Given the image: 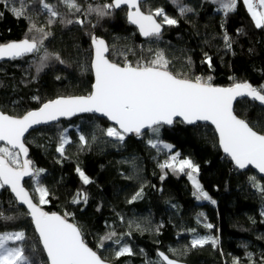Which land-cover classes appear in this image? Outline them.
<instances>
[{"label": "trees", "instance_id": "1", "mask_svg": "<svg viewBox=\"0 0 264 264\" xmlns=\"http://www.w3.org/2000/svg\"><path fill=\"white\" fill-rule=\"evenodd\" d=\"M111 1L74 0L80 8L76 11L64 0H43L58 13L52 17L40 0L7 4L0 0V42L24 38L31 24L50 33L39 53L0 63V109L20 116L59 96L88 95L93 82L92 34L105 39L108 58L114 62L122 64L123 53L132 63L150 60L163 50L169 70L181 78L211 77L213 86L264 85V28L255 27L242 0L230 13L223 12L215 0H182L194 10L185 15L179 14L174 0H146L143 11L162 8L179 21L164 25L158 39H142L128 23L126 8L103 18L87 11L89 6ZM11 7H24L28 18H17ZM225 33L232 41L230 50L224 45ZM44 50L59 60L50 58L37 72ZM205 53L212 58L211 67ZM234 112L264 134V108L241 99ZM109 126L103 118L84 114L39 127L25 137L28 159L35 168L45 170L40 180L49 192L48 203L42 205L46 212L70 214L68 219L82 230L93 250L102 237L114 233L98 253L112 264H148L159 260L158 250L187 264H233L234 258L250 264L248 254L252 264H264V193L253 185L252 177L259 185H264V178L251 169L238 171L223 154L210 126L175 121L171 126L161 125L158 135L148 130L140 136L126 135L122 142L106 136ZM62 133L69 141L63 155L56 150ZM81 134L88 140L85 146L79 141ZM149 140L160 143L152 147ZM162 143L197 166L199 185L211 199L194 195L187 169L182 173L160 167L163 160L171 161V151ZM77 167L89 177V184L83 183ZM34 180L24 182L29 191ZM141 190V197L133 201ZM30 193L37 202L36 192ZM77 193L85 194L87 202L73 203ZM0 212L15 217L0 220V232L24 231L25 254L34 264H47L26 211L6 188L0 189ZM209 223L212 229L205 227ZM207 235L218 237V244L191 247L194 237ZM116 239L128 244L133 254L116 258Z\"/></svg>", "mask_w": 264, "mask_h": 264}, {"label": "snow or ice", "instance_id": "2", "mask_svg": "<svg viewBox=\"0 0 264 264\" xmlns=\"http://www.w3.org/2000/svg\"><path fill=\"white\" fill-rule=\"evenodd\" d=\"M4 2L15 3L17 0H4ZM40 2L51 12L52 17L58 15L49 4L44 3L43 0ZM64 2L71 9L80 11L74 0H64ZM174 2L179 5L180 15L194 11L184 5L182 0H174ZM215 2L220 5L223 12L230 13L235 11L238 0H215ZM242 2L251 14L255 27L264 28V10H258L264 9V0H258L257 3L253 0H242ZM144 3L145 0H112L111 3L89 6L87 11L103 18L111 15L113 10L127 6V21L137 26L139 33L148 38L158 39L164 25L178 24L179 21L169 17L162 8L142 11L141 5ZM10 11L17 18H28L24 7H11ZM158 17L162 18L160 22L157 21ZM76 22L84 23L83 20ZM49 35L50 33L43 28H37L35 24H31L28 34L18 42H0V58L16 59L39 53L44 48V40ZM223 41L225 48L230 50L232 41L227 33L224 34ZM91 43L94 48L91 68L94 70L95 82L90 94L59 96L43 102L38 109L29 110L20 116L6 114L0 109V142H4V146H0V189L9 186L15 194V199L27 206L26 214L31 217L35 225L39 241L47 255L48 264H108V260L98 253L99 249L104 248L105 241L113 239L114 233L102 237L97 250H93L86 244L82 230L75 223L69 222L70 214L60 215L43 210L42 205L48 203L49 195L48 189L40 180L45 170L35 168L33 161L27 158L28 148L24 141L25 134L34 125L56 121L60 117H71L77 113H100L117 126L108 127L106 136L122 142L127 134L135 133L140 136L144 130H151L153 134L158 135L161 125H172L177 117L183 118V122L188 124L210 121L219 134V144L223 151L235 161L239 168L255 165L260 173H264V134L254 130V126H250L244 119L238 118L232 107L233 101L240 96H248L264 106V85L254 87L250 82H241L234 83L231 87H216L211 83V77L205 79L197 75L194 78H181L179 74L169 70L170 62L165 58L163 50H157L153 59L141 58L135 63L130 62L126 53H123L121 64L108 59L106 54L109 53V47L103 38L92 34ZM151 51L150 49L149 52ZM50 58L59 60L58 55L52 56L44 50L43 56L39 57L37 72L46 66ZM211 61L212 58L205 53V62L209 67H211ZM92 139L94 140L95 136ZM79 141L82 146L88 143L83 134L79 136ZM67 143L69 141L62 133L57 152L63 155ZM148 143L152 147H157L160 142L157 140L154 143L149 140ZM171 147L164 144V148ZM178 156L179 153L171 156L172 162H166L160 167L182 173L190 169L186 174L196 188L194 195L198 199H211L195 179L194 173L198 171L197 166L191 160L183 159L178 161L177 167L175 162ZM76 171L85 185L90 183L89 177L79 167ZM26 176L36 180L35 191L39 193L38 203L33 202V198L21 183ZM252 181L253 185L259 187L264 193V185H259L255 177H252ZM141 195L142 190L137 192L132 200L140 198ZM81 201L86 203L87 196L77 193L72 202L80 203ZM212 202L215 203V201ZM12 219L15 217L4 216L0 212V220ZM205 227L212 229L214 226L209 223L205 224ZM137 229L140 230L139 225ZM25 239V233L22 230L0 232V264H34L31 256L25 254L26 249L23 245ZM9 241L14 244L20 243L17 246H9ZM218 242V237L211 235L196 236L191 241V247L209 243L216 246ZM114 243L118 246V250L114 252L116 258L133 254L132 248L122 243L121 239H116ZM31 250L35 251L34 246ZM158 255L161 259L148 261V264H163L164 261L167 264H178L176 260L169 259L164 252ZM248 258L252 264L251 254H248ZM233 264H240L239 259L234 258Z\"/></svg>", "mask_w": 264, "mask_h": 264}, {"label": "water", "instance_id": "3", "mask_svg": "<svg viewBox=\"0 0 264 264\" xmlns=\"http://www.w3.org/2000/svg\"><path fill=\"white\" fill-rule=\"evenodd\" d=\"M146 1V0H145ZM112 2V1H111ZM121 8H126V10L128 11V8H127V6H121ZM120 8V9H121ZM115 10H119V9H115ZM141 10H142V8H141ZM143 11V10H142ZM157 21L158 22H160V20L157 18ZM129 23V22H128ZM130 24V23H129ZM131 26H133V27H135V29L137 30V32H138V34H139V36L142 38V39H146V38H148V37H144V36H142L140 33H139V30H138V28H137V26H135V25H132V24H130ZM163 29H164V26L162 27V30H161V33L163 32ZM104 39V38H103ZM105 40V39H104ZM13 41H19V40H13ZM13 41H9V42H13ZM92 44V43H91ZM107 44V43H106ZM92 48H93V46H92ZM29 55H31V54H28V55H25V56H29ZM107 55V57H108V53L106 54ZM25 56H23V57H25ZM22 57H20V58H16V59H10V58H7V57H5V58H0V63L1 62H4V61H11V60H18V59H21ZM93 58H94V48H93V51H92V59H91V63H92V60H93ZM109 59V58H108ZM110 60V59H109ZM91 71H92V75H93V82H92V85L94 84V82H95V75H94V70H92V68H91ZM216 87H231V86H216ZM93 89H92V87H91V91H92ZM91 93V92H90ZM89 93V94H90ZM77 96V95H76ZM241 99H248V100H250V101H252V102H255L257 105H259L260 107H262V108H264V106H262L258 101H254V100H252L250 97H248V96H240V97H237L234 101H233V105H232V107H233V111H234V105H235V103L238 101V100H241ZM39 108V107H38ZM38 108H36V109H38ZM36 109H33V110H36ZM7 114V113H6ZM25 114V113H24ZM84 114H90V115H94V116H96V117H99V118H103V119H105V120H107L108 121V123L110 124V125H112V126H114V127H117L115 124H114V122H112V121H110L107 117H105V116H103V114H100V113H77L76 115H73V116H71V117H60L59 119H57L56 121H50V122H47V123H42V124H39V125H34L31 129H29V131L25 134V137L31 132V131H33V130H35V129H37V128H39V127H42V126H48V125H50V124H55V123H57V122H59L60 120H69V119H71V118H73V117H76V116H80V115H84ZM234 114H235V112H234ZM236 115V114H235ZM237 116V115H236ZM238 118H240L239 116H237ZM240 119H242V118H240ZM175 121H180V122H182V123H184V124H186V125H194V124H205V125H208V126H210L213 130H214V132H215V134H216V137H217V141H218V145H219V147H220V149L222 150V152H223V154L226 156V157H228L229 159H230V161L234 164V166H235V168L238 170V171H245V170H247V169H251L254 173H256L259 177H261V178H264V173H260L259 172V169H257L256 167H255V165H246V167L245 168H243V169H241V168H239L236 164H235V161L234 160H232V158L228 155V154H226L224 151H223V148H222V146H220V144H219V134H218V132L216 131V129H215V126L213 125V124H211V122L210 121H207V122H205V121H198V122H196V123H194V124H188V123H186V122H183V118H180V117H177V118H175V120H174V122ZM163 126H171V125H163ZM146 131H148V130H144V131H142V133H144V132H146ZM131 134H135V133H129V134H127V135H131ZM25 137H24V139H25ZM0 145H4V142H0ZM27 147V146H26ZM28 158V157H27ZM32 177H24L23 178V180L21 181V183H22V185H23V187L29 192V194H30V196L32 197V195H31V193H30V191H29V189L24 185V182L26 181V180H29V179H31ZM4 188H6L9 192H10V194L13 196V198H14V200L16 201V203H17V205L18 206H21L26 212H27V206L26 205H22V204H20L16 199H15V194L11 191V189H10V187L9 186H5ZM33 198V197H32ZM33 202L34 203H38V202H36L35 200H34V198H33ZM44 210V209H43ZM45 211V210H44ZM49 213H52V212H49ZM55 213H57V212H55ZM57 214H59V213H57ZM61 215V214H60ZM28 218L30 219V221H31V224H32V227H33V229H34V231H35V233H36V236H37V238H38V240H39V235H38V233L36 232V230H35V225H34V223H33V221H32V219H31V217L28 215ZM69 222H71L70 220H69ZM71 223H73V222H71ZM40 242V241H39ZM87 244V243H86ZM40 245H41V247H42V244L40 243ZM88 245V244H87ZM89 246V245H88ZM90 247V246H89ZM91 248V247H90ZM42 250H43V248H42ZM44 252V251H43ZM160 252H163V251H160V250H158L157 251V255L160 253ZM44 255H45V258H46V261H47V255H46V253L44 252ZM165 255H167L166 253H165ZM158 257H159V255H158ZM159 259H161L160 257H159ZM169 259H173V258H171V257H169ZM173 260H176L177 262H178V264H187L186 262H184V261H181V260H177V259H173ZM164 264H167V262L166 261H164L163 262ZM47 264H48V261H47ZM108 264H112L111 262H109L108 261Z\"/></svg>", "mask_w": 264, "mask_h": 264}, {"label": "rangeland", "instance_id": "4", "mask_svg": "<svg viewBox=\"0 0 264 264\" xmlns=\"http://www.w3.org/2000/svg\"><path fill=\"white\" fill-rule=\"evenodd\" d=\"M253 2L254 3H257L258 2V0H253ZM245 5V4H244ZM245 7H246V5H245ZM246 9H247V7H246ZM258 10H264V9H258ZM251 15V14H250ZM158 19L161 21L162 20V18H160V17H158ZM254 21V20H253ZM255 23V22H254ZM110 127V126H109ZM111 127H114V126H112L111 125ZM113 139H115V138H113ZM164 144H168V143H162V145L164 146ZM168 145H170V144H168ZM0 146H4V145H0ZM167 150H170L171 151V153H170V157L171 156H173V155H176L177 154V152L176 151H173L172 150V147L170 148V149H168V148H166ZM183 159H188V160H190L189 158H186V157H177V162H175V163H177V166H178V161L179 160H183ZM193 163V162H192ZM194 164V163H193ZM188 171H190V169H187V172ZM197 173H198V171L197 172H195L194 173V176H195V179H196V181L198 182V177H197ZM187 178H188V180H189V182L193 185V187H194V189L196 190V188H195V186H194V184H193V181L191 180V179H189V177H188V175H187ZM199 183V182H198ZM37 187V185H36V181L34 180L33 182H32V188L30 189V191L31 192H34L35 191V188ZM36 192V191H35ZM36 198H37V202H38V198H39V193L38 192H36ZM209 200V199H208ZM195 238V237H194ZM18 245V242H16L15 244L12 242V241H9V246H17Z\"/></svg>", "mask_w": 264, "mask_h": 264}, {"label": "built area", "instance_id": "5", "mask_svg": "<svg viewBox=\"0 0 264 264\" xmlns=\"http://www.w3.org/2000/svg\"><path fill=\"white\" fill-rule=\"evenodd\" d=\"M166 162H171V161H169V160H163L162 161V164H165Z\"/></svg>", "mask_w": 264, "mask_h": 264}]
</instances>
